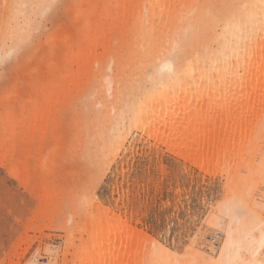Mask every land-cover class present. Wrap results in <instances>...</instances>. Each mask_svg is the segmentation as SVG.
<instances>
[{"label": "rangeland", "instance_id": "rangeland-1", "mask_svg": "<svg viewBox=\"0 0 264 264\" xmlns=\"http://www.w3.org/2000/svg\"><path fill=\"white\" fill-rule=\"evenodd\" d=\"M35 1L25 0L21 5V0H0V37L12 21L9 11L20 5L23 15L32 17L33 25L21 47L12 48L6 41L2 48L7 51L4 56L9 58L11 68L7 81L0 79V175L7 177L8 191L26 195L28 207L22 219L0 226V264H86L97 258L92 261L95 264L102 259L96 256L78 262L80 248L90 242L103 219H121L122 232L147 234L154 241L163 231L162 246L168 251L165 264H209L221 245L222 234L214 224L219 204L231 186L233 169L245 160L243 157L239 162L234 145L229 144L230 152H226L228 143L218 144L223 139H219L223 122L218 135L215 132L212 136H218L213 138L217 139L218 150L214 144L217 151L211 161H202L204 166L194 161L191 150L182 149L181 139H166L169 119L193 104L176 105L174 111L160 109L151 116L147 131L131 127L126 130L123 145L112 147L98 160L93 157L94 139L87 135L88 129L82 128L84 116L96 115L100 109L95 104L105 98L110 101L107 78L130 77L128 68H122L128 67L134 57L122 54L123 45L139 29L140 12L131 11L129 5L150 0H93L99 11L95 29L103 28L96 32L99 42L91 45L93 53L86 63L70 74L67 71L73 59L68 51L84 41L92 8L86 5L87 0H61L63 7L58 13L42 11L35 17ZM112 1H117L120 8H111ZM199 1L192 0L194 4ZM63 38L70 40L64 42ZM24 49L27 55H21ZM152 71V66L146 68V86ZM92 94L97 99L85 110L84 98ZM212 110L216 123L223 108L218 105ZM206 114L207 110L203 111L200 118L206 119ZM53 115L55 119L50 121ZM185 127L190 128V123ZM86 194L89 203L83 212L76 211L75 206L71 212L65 211L70 200L75 205L76 198ZM92 196L108 208L106 214L97 212V203L90 201ZM78 223L80 228L75 226ZM110 242L117 246L128 243L118 235ZM130 242L131 252L120 264L153 263L150 241ZM113 254L119 256L120 251Z\"/></svg>", "mask_w": 264, "mask_h": 264}, {"label": "bare ground", "instance_id": "bare-ground-1", "mask_svg": "<svg viewBox=\"0 0 264 264\" xmlns=\"http://www.w3.org/2000/svg\"><path fill=\"white\" fill-rule=\"evenodd\" d=\"M94 1L86 2L92 12L87 16L84 41L73 51H68L73 59L68 74L86 63L85 59L93 53L91 45L99 42L96 32L103 28L95 29L99 11L98 3ZM177 1L179 3L175 4ZM24 3L25 0H21V5ZM39 4L40 0L32 4L35 17L43 11L34 7ZM21 5L9 11L13 18L1 32L0 57L7 52L2 50L6 41L12 48L21 47L33 31L32 17L23 15ZM207 5L234 7L209 9ZM111 8H120L119 3L112 1ZM129 9L140 12L139 29L131 38H126L123 45L122 54L134 57L128 67L122 68L123 71L128 68L131 75L128 80L117 75L107 78L105 88L110 101L107 98L100 100L97 114H86L83 120L82 128L88 129L87 135L94 139V159L103 157L114 146L123 145L126 130L131 127H142L143 132L147 131L151 116L160 109L174 111L176 105L193 104L194 107L184 108L183 113L179 110L169 119L166 139L169 142L181 139L182 149L191 150L194 161L202 166L205 159L206 162L211 161L214 151L218 150L216 145L222 142L228 143L226 146L223 144L225 150L229 144L234 145L231 146L237 149L235 154L240 153H237L239 162L245 157V162L233 169L231 186L219 204L214 224L222 234L221 245L209 262L260 264L264 260V248L260 245L264 237V226L260 223L264 215V192L260 191L264 189V0H201L197 4L192 0H150L146 4L140 1L132 3ZM185 29L188 33L181 36L179 33ZM63 40L69 42L70 38ZM175 43H179L184 52L180 70L167 56ZM105 52L103 49L102 54ZM148 66H152L153 71L146 86L143 80H147ZM218 105L223 110L218 122L216 118V124L212 121L215 118L212 109ZM205 110L206 119H201ZM54 119L53 115L50 121ZM221 122L223 135L219 139H223L216 144L217 139H214L218 138ZM187 123H190V128L186 129ZM215 132L217 135L213 139ZM206 150L208 152L204 155ZM57 197L55 194L54 200ZM96 199L92 196L90 201L97 203V212L106 214L108 208ZM241 208L242 211L239 210ZM120 221L101 220L92 232L90 242L80 248L78 262L85 263L97 256L102 260L95 264H120L124 255L131 252L130 241L133 239L137 244L150 241L154 249L152 264H165L164 256L168 251L164 246L157 242L154 248V240L147 234L122 232ZM75 226L80 228L81 224ZM117 235L128 243L124 246L111 244L110 239L114 240ZM116 250L120 251L119 256L113 254ZM90 262L86 264H94Z\"/></svg>", "mask_w": 264, "mask_h": 264}, {"label": "snow or ice", "instance_id": "snow-or-ice-1", "mask_svg": "<svg viewBox=\"0 0 264 264\" xmlns=\"http://www.w3.org/2000/svg\"><path fill=\"white\" fill-rule=\"evenodd\" d=\"M34 7L41 8L44 13L51 12L53 14H56L61 10L63 5L61 0H46V2L41 3L39 5H34ZM207 7L209 9L219 7L226 10L227 8L234 6L207 5ZM27 54H28L27 49L21 50V55H27ZM167 56L173 63L176 64L177 70H180L182 68L184 52L179 43H175L171 46V49L167 52ZM10 68L11 65L9 62V58L6 56L0 57V79L7 81ZM96 99L97 96L95 94L86 96L84 98L85 110H89L88 106L90 104H94ZM94 106L97 108L100 107L99 104H95ZM177 178L179 179L180 177L178 176ZM7 183H8L7 177L0 175V226L5 225L8 222H13L22 219V213L28 207V200L26 195L19 191L16 192L8 191L6 188ZM92 188H95V184L92 185ZM96 195L98 196L99 193H96ZM88 203L89 200L87 194L83 197L78 196L76 198L75 205H73V202L71 200L66 204L65 211L71 212L73 210V207L75 206L76 211L83 212L87 208ZM239 210L242 211V208ZM260 223L262 226H264V219H262ZM157 242L160 243L161 245L164 243L163 231H161V235L158 241H154V248ZM260 245L262 248H264V237H262L260 241ZM209 264H216V262L212 261L209 262ZM260 264H264V260H262Z\"/></svg>", "mask_w": 264, "mask_h": 264}]
</instances>
